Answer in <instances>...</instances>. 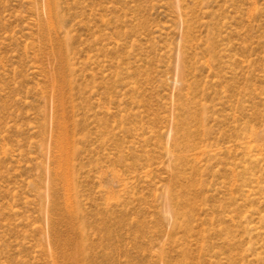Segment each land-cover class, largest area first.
<instances>
[{"label": "rangeland", "instance_id": "374dc122", "mask_svg": "<svg viewBox=\"0 0 264 264\" xmlns=\"http://www.w3.org/2000/svg\"><path fill=\"white\" fill-rule=\"evenodd\" d=\"M80 232L79 264H264V0H0V264Z\"/></svg>", "mask_w": 264, "mask_h": 264}, {"label": "bare ground", "instance_id": "6f19581e", "mask_svg": "<svg viewBox=\"0 0 264 264\" xmlns=\"http://www.w3.org/2000/svg\"><path fill=\"white\" fill-rule=\"evenodd\" d=\"M72 218H74V219L77 218V215H75V216L74 215H71V214L70 215H67V219L68 220H71ZM78 236L81 239L82 244L81 245L74 244V245L71 246L73 248V251L71 253V260H72V263L73 264H79V262H78V260H79L78 257L79 256H81L83 259H85V257L87 256V253L85 251V248L86 247H84L85 246L84 234L82 232H80Z\"/></svg>", "mask_w": 264, "mask_h": 264}]
</instances>
